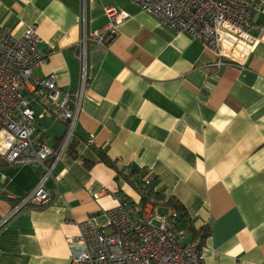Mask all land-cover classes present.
I'll use <instances>...</instances> for the list:
<instances>
[{
    "label": "crops",
    "instance_id": "1",
    "mask_svg": "<svg viewBox=\"0 0 264 264\" xmlns=\"http://www.w3.org/2000/svg\"><path fill=\"white\" fill-rule=\"evenodd\" d=\"M81 4L0 0V24L15 37L34 27L45 60L33 77L54 75L63 92L78 83ZM109 7L129 17L106 46L88 42L73 142L45 181L50 203L8 218L41 170L0 158V264H72L69 238L80 223L100 226L124 202L167 213L170 201L183 206L187 227L206 233L204 264H264V31L243 67L217 72L200 41L127 0H86L87 32L105 28ZM262 20L264 13L253 25ZM32 106L47 145L57 147L65 125L42 116L45 102ZM124 169L128 178L117 175ZM140 171L152 177L149 199L136 187Z\"/></svg>",
    "mask_w": 264,
    "mask_h": 264
},
{
    "label": "built area",
    "instance_id": "2",
    "mask_svg": "<svg viewBox=\"0 0 264 264\" xmlns=\"http://www.w3.org/2000/svg\"><path fill=\"white\" fill-rule=\"evenodd\" d=\"M140 12L154 15L162 26L200 41L215 55L214 67H243L264 31L254 19L264 13V0H127ZM82 35L75 46L79 66L78 83L73 92H63L54 75L34 78L33 70L44 62L37 49L39 39L34 27L20 37L0 24V158L10 166L40 168L37 186L18 203L11 217L25 206L40 208L52 200L45 181L66 155L75 135V125L87 88V45L106 44L118 33L129 16L106 8L108 23L98 32L86 31V0H81ZM45 102L42 116L61 122L65 132L57 145L46 143V130L36 126L32 103ZM93 138H88L90 146ZM128 169L121 176H128ZM136 186L143 198H150L152 177L137 173ZM127 177V178H128ZM100 226L87 219L78 226V234L69 238L72 264H204L203 239L186 241L174 209L160 214L150 209L129 208L126 202L107 211Z\"/></svg>",
    "mask_w": 264,
    "mask_h": 264
},
{
    "label": "trees",
    "instance_id": "3",
    "mask_svg": "<svg viewBox=\"0 0 264 264\" xmlns=\"http://www.w3.org/2000/svg\"><path fill=\"white\" fill-rule=\"evenodd\" d=\"M104 162L108 163L105 159H103ZM117 175H122V172H117ZM130 176V175H129ZM124 178H127L128 176H122ZM170 205L174 208L176 213L178 214V222L181 229H185L191 239H203L206 237V233H204V230H194L192 227H187L189 218L187 217L185 210L183 206H181L177 201H170ZM189 228V229H188Z\"/></svg>",
    "mask_w": 264,
    "mask_h": 264
},
{
    "label": "rangeland",
    "instance_id": "4",
    "mask_svg": "<svg viewBox=\"0 0 264 264\" xmlns=\"http://www.w3.org/2000/svg\"><path fill=\"white\" fill-rule=\"evenodd\" d=\"M163 213H165V212H164V211H161V212H160V214H163Z\"/></svg>",
    "mask_w": 264,
    "mask_h": 264
}]
</instances>
